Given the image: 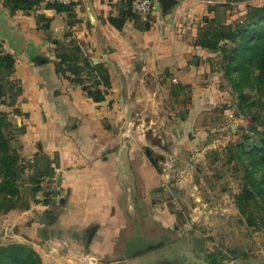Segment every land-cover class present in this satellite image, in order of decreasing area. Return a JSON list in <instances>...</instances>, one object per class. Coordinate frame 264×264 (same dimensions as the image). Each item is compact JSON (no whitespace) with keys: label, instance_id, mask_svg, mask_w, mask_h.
<instances>
[{"label":"crops","instance_id":"1","mask_svg":"<svg viewBox=\"0 0 264 264\" xmlns=\"http://www.w3.org/2000/svg\"><path fill=\"white\" fill-rule=\"evenodd\" d=\"M227 3L176 0L164 11L157 0L138 19L149 23L144 30L130 18L119 29L109 22L125 9L119 0H71L61 11L40 2L12 11L0 0V45L14 57L9 78L20 89L11 114L21 131L19 153L45 158L55 189L35 196L27 210L0 214V247L29 246L42 264H135L134 250L154 244L146 235L165 231L175 211L140 141V126L156 130L147 109L158 101L146 82L166 71L190 81L205 64L193 58L207 51L194 44L199 15ZM58 41L76 42L93 64L107 67L111 85L103 101L57 73Z\"/></svg>","mask_w":264,"mask_h":264},{"label":"rangeland","instance_id":"2","mask_svg":"<svg viewBox=\"0 0 264 264\" xmlns=\"http://www.w3.org/2000/svg\"><path fill=\"white\" fill-rule=\"evenodd\" d=\"M119 1L128 8L127 0ZM228 1L225 7L207 6V14L199 15L198 29L205 22L215 26L217 23L209 22L213 18L245 26L250 21L248 12L258 4ZM151 12L141 17L133 11L138 19ZM237 43L221 40L217 50L206 49L198 59L193 58L197 66L200 60L205 64L188 75V82L167 71L146 82L158 101L147 109V118L156 122L150 128L156 130L140 126L138 132L144 134L140 141L161 174L159 192L171 200L177 215L165 231L146 235L155 246L134 251L135 264H264V223L260 218L264 215V159L260 153L264 145V90L247 83L242 93L234 88L239 72L231 59ZM256 75L257 71L250 73L252 79ZM4 89L0 111L10 118L6 133L12 147L20 148L17 136L21 131L12 116L16 111L8 104L15 91L5 84ZM34 160H22L20 206L26 203L30 207L34 196L55 191L45 158ZM248 174L260 188L246 205L253 225L235 204V198L251 186ZM32 180L40 184L41 192L33 194Z\"/></svg>","mask_w":264,"mask_h":264},{"label":"trees","instance_id":"3","mask_svg":"<svg viewBox=\"0 0 264 264\" xmlns=\"http://www.w3.org/2000/svg\"><path fill=\"white\" fill-rule=\"evenodd\" d=\"M38 3V0H4L5 6H8L12 11L16 9H30ZM127 3L129 5L128 8L120 12L118 16L109 17V22L119 29L125 20L130 18L134 19L135 24L140 29L147 30L149 23H140L132 11L130 1L127 0ZM69 5L49 7L61 11ZM222 6L225 7L227 4L220 5V7ZM248 18L250 21L245 26L239 27L217 22L213 18L209 22L217 24L212 27L208 25V22H205V26H201L198 29L194 42L195 45L209 51L217 50L221 40L238 42L231 62H234V68L239 72V77L233 80V86L240 93H242V87L246 83L254 84L259 89L264 90V4L251 8L248 12ZM37 19L38 21H45L42 15H39ZM44 27H48L47 23ZM55 57L57 73L65 75L71 82L81 85L82 89L93 101L100 102L105 99L111 84L108 69L103 63L93 64L84 56L80 45L74 41L67 44L58 41ZM14 62V57L5 52L0 45V98L6 94L4 84L7 85L9 91H12L13 88L15 91L12 101L8 103L9 105L14 103L20 91L16 83L9 78L14 69ZM254 71H257V75L252 79L250 73ZM10 125L11 122L7 117V113L0 111V214H5L15 208L22 207V210L29 208L26 203L22 206L18 204L21 193L18 177L24 171V167L22 166L24 158L21 157L19 148L12 147L11 145L10 138L6 133ZM261 149L260 153L264 159V145L261 146ZM247 176L250 178L251 186L250 188H244L242 193L235 198V204L241 214L247 215L248 224L253 225V220L246 211V205L260 188L255 178L250 174ZM31 183L34 185L31 188L33 194L41 191L39 183L35 180H32ZM33 201L38 202L35 196ZM260 218L264 223V215L260 216ZM0 264H42V262L39 255L31 247L18 243H10L0 247Z\"/></svg>","mask_w":264,"mask_h":264},{"label":"built area","instance_id":"4","mask_svg":"<svg viewBox=\"0 0 264 264\" xmlns=\"http://www.w3.org/2000/svg\"><path fill=\"white\" fill-rule=\"evenodd\" d=\"M46 6L68 5L71 0H38ZM132 9L138 16L144 17L148 15L154 8L155 0H129Z\"/></svg>","mask_w":264,"mask_h":264},{"label":"water","instance_id":"5","mask_svg":"<svg viewBox=\"0 0 264 264\" xmlns=\"http://www.w3.org/2000/svg\"><path fill=\"white\" fill-rule=\"evenodd\" d=\"M158 1H159V3L161 4L162 9H163L164 11H166L167 9H170L171 6H172L174 3H176V0H158ZM94 62H96V61H94ZM149 159H150V161H151L153 164H155V163L153 162V160H152L151 157H149ZM153 246H155V244H149L148 246H146V248H144V249H142V250H139L138 252L148 250L149 248H151V247H153ZM139 259H140V258H138V260H139Z\"/></svg>","mask_w":264,"mask_h":264},{"label":"flooded vegetation","instance_id":"6","mask_svg":"<svg viewBox=\"0 0 264 264\" xmlns=\"http://www.w3.org/2000/svg\"><path fill=\"white\" fill-rule=\"evenodd\" d=\"M168 202H171V200L170 201H168ZM173 203L171 202V203H169L168 204V206L169 207H171L172 209H173V205H172ZM174 210V209H173ZM175 211V210H174ZM177 214H176V211H175V214H174V216H176ZM134 251H137V250H134Z\"/></svg>","mask_w":264,"mask_h":264}]
</instances>
